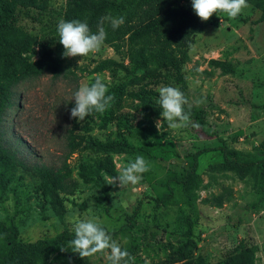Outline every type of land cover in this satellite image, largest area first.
Instances as JSON below:
<instances>
[{
    "label": "rangeland",
    "instance_id": "374dc122",
    "mask_svg": "<svg viewBox=\"0 0 264 264\" xmlns=\"http://www.w3.org/2000/svg\"><path fill=\"white\" fill-rule=\"evenodd\" d=\"M189 7L191 0H177ZM235 18L226 13L216 23L207 26L202 34L193 37L188 49V60L182 65L184 94L192 110L191 121L198 124L172 130L167 122L157 129L161 118L158 103L161 86L179 87L173 71L162 69L159 84L146 78L128 84L141 76L139 70L131 76L111 67L102 74L114 95L111 107L93 113L80 122H87L91 131L87 136L95 141L126 140L138 149L132 155L112 154L115 176L118 168L137 155L149 162V171L137 185L121 189L84 183L78 176V164L92 155L74 154L68 159L77 189L64 196L65 217L61 221L50 204L35 190L22 185L0 182V220L13 217L20 237L35 241L67 230L73 232L71 221L85 214L98 217L121 247L128 243L134 264H169L182 248L187 232V220L193 225V249L189 264H216L238 249L239 243L255 247V264H264V182L259 179L257 165L251 166L244 177L226 168L219 151L201 155L197 173L201 185L191 193L174 188L172 205L156 207L154 199L166 192L165 184L171 173L182 174L188 169L187 154L224 144L244 161L260 158L264 146V15L248 3ZM66 0H48L44 12L27 9L17 14L15 27L32 34L38 42L49 40L60 56V64L68 66L75 76L52 80L49 75L22 83L16 89L15 107L6 122L11 146L29 164L59 167L66 154L65 133L70 127L66 112L68 103L75 102L76 90L92 83L97 73H91L101 61L112 59L132 64L123 49L120 53L104 43L96 52L84 57L64 58L63 45L57 32L63 17ZM38 46H33L30 61L37 60ZM80 61V62H79ZM150 91L143 99L133 93ZM149 107V108H148ZM145 121L155 135H141L133 127ZM106 127L102 128V124ZM97 157V155H94ZM195 197L193 206L184 200ZM222 201L217 205L215 198ZM128 228L127 237L121 230ZM1 246V243H0ZM87 264H107L104 254L86 258ZM67 251L61 249L49 255L42 264H68Z\"/></svg>",
    "mask_w": 264,
    "mask_h": 264
},
{
    "label": "trees",
    "instance_id": "16d2710c",
    "mask_svg": "<svg viewBox=\"0 0 264 264\" xmlns=\"http://www.w3.org/2000/svg\"><path fill=\"white\" fill-rule=\"evenodd\" d=\"M255 9L264 15V0H247ZM48 0H0V182L4 185L13 183L22 185L26 189L35 190L40 196L50 199V204L55 209L59 219L65 217L64 196H71L77 189V182L72 177L73 170L68 159L74 154L87 151L92 156L78 164V176L84 183H92L99 188L104 187L101 172L115 176L112 154L132 155L138 149L126 140L108 141L101 143L93 140L87 134L92 130L89 123L85 122L79 134L81 121L71 118V109L75 102L68 103L66 112L69 116L70 127L65 133L66 154L59 167L45 164H29L19 156V150L11 146L6 128L10 112L18 107L16 103V89L24 82L49 75L52 80L67 79L75 76L68 67L60 64V56L52 49L49 40L38 42L32 34L22 32L15 27L17 14H22L27 9L44 12ZM217 13L208 21H202L193 11L192 5L184 7L177 0H66L63 19L66 21H87L92 32L97 31L101 18L111 15L123 16L125 23L113 30L107 23L105 44L114 53L125 49L132 68L124 63L112 59L101 61L91 73H97L111 67L120 69L127 76L142 70L141 76L128 84H137L142 80H159L164 76L162 69L174 72L180 82L179 88L184 92L185 83L182 78V65L188 60V49L193 37L202 34L204 29L216 23ZM38 46L37 60L30 61L34 54L33 46ZM150 91L133 93L135 99L141 100ZM149 108V107H148ZM185 111L192 110L185 106ZM84 121V120H82ZM106 123L102 124V128ZM133 129L141 135H155L156 131L150 127L145 119L139 121ZM219 151L223 164L233 170L240 177L248 174L251 166L257 165L259 179L264 182V146L259 159L248 162L241 156L228 151L224 144L216 148H206L187 154L188 169L182 174L171 173L166 184V192L159 199H154L156 207L172 205L174 203V188L183 189L191 193L198 188L202 179L197 173L198 159L201 155ZM97 155V157H94ZM195 197L191 195L184 202L193 206ZM218 206L222 204L219 197L215 198ZM128 228L121 230L127 237ZM74 239V232L64 230L54 236H45L35 241L23 240L17 230L13 217L0 220V264H42L49 255L61 249L62 246ZM196 247L193 239V225L187 220L186 239L181 249L171 258L169 264H189L193 249ZM129 252L128 243L124 247ZM255 247H247L241 242L238 249L217 262L216 264H255ZM68 264H87L86 259H81L71 250L67 251Z\"/></svg>",
    "mask_w": 264,
    "mask_h": 264
},
{
    "label": "clouds",
    "instance_id": "9594fccd",
    "mask_svg": "<svg viewBox=\"0 0 264 264\" xmlns=\"http://www.w3.org/2000/svg\"><path fill=\"white\" fill-rule=\"evenodd\" d=\"M191 4L195 14L205 22L217 13H226L229 17L235 18L249 6L247 0H191ZM105 23L115 30L125 23V19L123 16H105L101 18L94 33L87 21H66L61 18L58 21L57 32L58 42L64 48L63 57H84L98 51L107 39ZM158 92V103L162 110L161 118L155 122L157 129L160 130L164 122H167L169 129L172 130L190 125L199 127L198 124L192 123L190 111H185L189 100L179 87L161 86ZM114 98V95L109 94V87L103 75L97 73L92 83L82 84L75 91L73 96L75 107L71 109V118L82 121L93 113L103 114L111 107ZM147 171H149V162L143 155H137L134 160L119 166L116 176L106 172H101V176L107 184L118 183V186L124 189L129 185L140 183L143 174ZM71 223L74 239L62 246L61 251L71 250L81 259L104 254L107 264H134L135 258L126 248L121 247L98 217L85 214L83 218L75 217Z\"/></svg>",
    "mask_w": 264,
    "mask_h": 264
}]
</instances>
